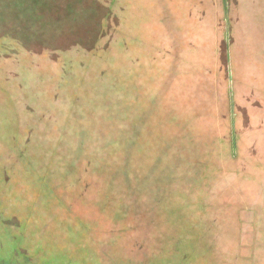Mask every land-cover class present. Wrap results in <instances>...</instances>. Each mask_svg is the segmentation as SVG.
Returning a JSON list of instances; mask_svg holds the SVG:
<instances>
[{"label":"rangeland","instance_id":"1","mask_svg":"<svg viewBox=\"0 0 264 264\" xmlns=\"http://www.w3.org/2000/svg\"><path fill=\"white\" fill-rule=\"evenodd\" d=\"M110 2L0 12V264H264V0Z\"/></svg>","mask_w":264,"mask_h":264},{"label":"flooded vegetation","instance_id":"2","mask_svg":"<svg viewBox=\"0 0 264 264\" xmlns=\"http://www.w3.org/2000/svg\"><path fill=\"white\" fill-rule=\"evenodd\" d=\"M95 7L93 6L96 4ZM91 4V6H90ZM93 4V5H92ZM110 0H0V12L3 13V17H17L25 19L30 17L36 22L38 18V26L41 30H47L46 32L57 31L60 26L67 28V23L73 25L71 18H89L94 15L93 8H98V11L102 12V17H112L111 14L113 6ZM74 10V11H73ZM82 10V11H80ZM116 18L121 17V8L116 9ZM77 11V12H75ZM94 12V13H92ZM92 13V14H91ZM0 15V18H1ZM118 15V17H117ZM6 19V18H5ZM1 22V20H0ZM32 22V21H31ZM22 27H28V22H21ZM63 29V28H62ZM22 31V30H21ZM61 31V30H60ZM41 32V31H40ZM65 29V33H66ZM10 264H36L32 259H36V250H29L28 253H22L20 250H9ZM30 253V255H28ZM124 264L125 262H118ZM128 264H131L129 262Z\"/></svg>","mask_w":264,"mask_h":264}]
</instances>
